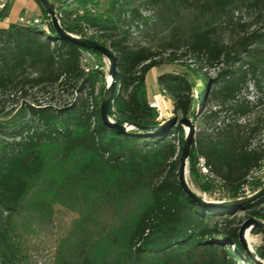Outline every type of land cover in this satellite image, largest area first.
I'll return each instance as SVG.
<instances>
[{
    "label": "trees",
    "instance_id": "1",
    "mask_svg": "<svg viewBox=\"0 0 264 264\" xmlns=\"http://www.w3.org/2000/svg\"><path fill=\"white\" fill-rule=\"evenodd\" d=\"M66 1L51 2L58 10ZM146 1L163 8V20L175 3L191 12L189 19L171 23L158 49L132 47L117 33L118 18L131 0H108L102 12L72 17L76 7L90 5L93 10L99 4L77 0L59 18L64 30L114 53L117 82L108 116L113 122L158 126L162 121L149 104L146 88L152 68L187 58L211 67L235 60V68H222L214 79L185 65L178 73L159 75L157 84L172 100L171 117H187L196 124L187 167L201 191L211 195L220 190L233 200L242 197L244 186L262 188L248 176L264 161V149L252 145L264 122V0ZM40 7L47 31L14 22L0 27V95L20 91L24 96L26 88L57 85L70 98L60 106L33 100L13 114L2 111L0 264H24L20 239L31 227L52 219L55 197L75 206L80 216L59 241L54 264H256L239 242L238 212L264 221L256 208L264 196L236 208L202 207L191 200L177 179L182 126L120 132L104 124L99 113L106 87L102 72L83 70V48L59 40ZM247 12L245 19L238 15ZM8 13L6 5L0 18ZM82 22L96 34L86 36ZM224 29L232 31L230 43L218 37ZM191 76L203 84L196 97ZM250 82L257 91L253 100L245 93ZM219 112L227 115L205 132L203 123L215 124ZM200 158L208 177L199 172Z\"/></svg>",
    "mask_w": 264,
    "mask_h": 264
},
{
    "label": "rangeland",
    "instance_id": "2",
    "mask_svg": "<svg viewBox=\"0 0 264 264\" xmlns=\"http://www.w3.org/2000/svg\"><path fill=\"white\" fill-rule=\"evenodd\" d=\"M11 1L7 4L10 6ZM108 0H99L97 8H93V11L97 10L99 12L104 11L107 8ZM132 11H135L136 18H132ZM162 9H156L155 6L151 5L146 0H131L129 8L126 12L121 14L117 21V33L124 35L126 42L132 47L147 46L152 49H158L159 44L167 38L169 28L172 22L177 23L187 20L191 17V12L186 7L178 4H172L168 12L164 14L165 18H162ZM94 13V12H92ZM250 12L240 13L243 19L249 16ZM237 15V14H235ZM30 18V16H25ZM43 18L45 19L44 15ZM232 33L230 29H224L219 32V39L222 43H230L229 35ZM234 33V32H233ZM235 60H229L227 62H221L214 67L208 66L202 62L190 61L188 58L183 60H177L173 64H163L159 68H152L146 75V88L148 93L149 102L157 103V110L159 112V120L162 122L169 119L172 116V100L170 96L161 91L157 84V77L163 73L175 72L178 73L182 69H185V65H190V67L201 69L207 73L208 77L214 79L222 68L237 66ZM92 70L101 71L103 74L104 84H107L108 75V61L106 58H94V61L90 64ZM194 84L191 88V94L196 97L200 94V88L203 86L198 77L191 76ZM217 87V84H212V88ZM99 86L96 88L98 92ZM27 94L21 96L20 91L9 92L4 95H0V116L3 112L12 111V114L24 103L32 102L33 100L38 101L41 104L48 103L54 106H60L64 101L70 98L69 92H62L57 85H50L45 90L30 89L26 88ZM247 97L251 100L257 95V91L250 82L248 84ZM210 109H214L211 105ZM207 113V112H205ZM224 112H219L217 116L216 123L211 122L203 123V130L205 132H210L213 126H218L226 116ZM242 121V119L240 120ZM196 125V124H195ZM184 133L187 127L182 126ZM197 131V128L195 132ZM194 132V133H195ZM260 144L261 148L264 149V122L260 126L255 140H253L252 145ZM262 171L261 177H253V180L259 181V183L264 186V161L262 166L257 170ZM199 172L202 176H207L201 168ZM262 178V179H261ZM189 179V180H188ZM187 182L189 186L201 196L207 195V193L201 191L197 183L192 179L189 174L187 167ZM261 189V188H260ZM259 190V189H258ZM257 191V190H256ZM250 185L247 186V190L242 191L240 198L248 197L256 192ZM225 200H231L225 197ZM54 213L53 217L47 223L41 224L36 227H31L28 232L23 233L20 239V250L24 256V264H54V255L56 247L59 241L64 238L71 230V222L80 216V211L73 205L69 204L60 197H55L51 201ZM256 208L261 209L264 213V202L256 206ZM238 216L242 219V222L247 218V214L244 211H239ZM252 228L250 231V245L252 248V255L254 258L260 262H264L261 257V253H264V232L254 231ZM255 255V256H254ZM243 264V263H242Z\"/></svg>",
    "mask_w": 264,
    "mask_h": 264
},
{
    "label": "water",
    "instance_id": "3",
    "mask_svg": "<svg viewBox=\"0 0 264 264\" xmlns=\"http://www.w3.org/2000/svg\"><path fill=\"white\" fill-rule=\"evenodd\" d=\"M40 5L44 8V11L49 17L50 23L57 34V38L59 40L68 41L80 46L83 49L96 52L102 55L108 61V74L111 77L110 81H107L104 94L102 96V100L99 107L100 119L107 126L120 131L127 132L129 130L139 129V130H147V131H158L161 128L167 125H174L176 123L181 126H186V132L184 134L183 144L179 155V164L177 171V179L178 184L183 190V192L193 200L197 205L208 208H226V207H241L243 205L253 203L262 196H264V186L257 190L254 194L238 199H231L226 201L224 195H216L215 193L209 195L204 194L205 196H201L199 193L195 192L188 184L185 173L186 166L188 164L187 157L189 154V149L193 144L194 140V132L196 130L195 123L192 122L187 117L178 118V116L170 117L169 119L161 122L158 126H144L129 123L126 121L113 122L108 116V106L112 102V96L115 91V85L117 82L116 76V68H115V56L114 53L110 50L108 46L98 43L97 41L89 38H84L80 36H76L66 30H64L58 18L55 14V6L50 0H37ZM124 124L129 126L128 129H125ZM252 228H260L264 231V221L256 219L252 216L247 217L239 226L237 231V236L240 244L245 250L246 254L256 263V264H264V262H260L252 255V248L249 247L246 239H245V231L246 229Z\"/></svg>",
    "mask_w": 264,
    "mask_h": 264
},
{
    "label": "built area",
    "instance_id": "4",
    "mask_svg": "<svg viewBox=\"0 0 264 264\" xmlns=\"http://www.w3.org/2000/svg\"><path fill=\"white\" fill-rule=\"evenodd\" d=\"M10 0H0V13L5 9L6 5L8 4ZM52 1V0H50ZM76 1L77 0H67L65 3H62V8L61 9H55V14H56V17L59 18L62 17V11L63 9L66 8L67 5H76ZM84 11H93L91 6L90 5H87L85 8H80V7H76V10H75V13L72 15V17H75V15L77 14H82ZM7 17V16H6ZM5 18H0V27H1V24L5 21ZM47 19L43 18V17H30V18H27L23 15H20L16 18L15 22L14 23H17V24H24V25H33V24H36V25H41L42 29L47 31ZM82 24V27H83V30H84V33L86 36H91V35H94L96 34V30L93 28V27H90L88 26L86 23H81ZM94 54L89 51V50H86V49H81V54H80V64H81V67L83 68V70L85 72H88V71H91L92 70V66L90 65L93 61H94ZM150 106L152 107H155L157 108V103L154 102H150L149 103ZM199 167L201 168V170L205 173V174H209L208 172V169L207 167H205L204 165V162H203V159H199ZM262 174V171H257V170H254L251 172V175L248 176V180H251L253 179V177L257 176V178L261 177L260 175ZM211 176V174H210ZM262 179V178H261ZM262 181H264V179H262ZM248 186V185H247ZM247 186H244L242 188V191L244 190H247ZM216 195H222L221 191L220 190H216L214 192ZM242 193V192H241Z\"/></svg>",
    "mask_w": 264,
    "mask_h": 264
},
{
    "label": "crops",
    "instance_id": "5",
    "mask_svg": "<svg viewBox=\"0 0 264 264\" xmlns=\"http://www.w3.org/2000/svg\"><path fill=\"white\" fill-rule=\"evenodd\" d=\"M20 15L30 17H43V11L36 0H14L9 6V13L1 27H6L10 23L15 22Z\"/></svg>",
    "mask_w": 264,
    "mask_h": 264
},
{
    "label": "bare ground",
    "instance_id": "6",
    "mask_svg": "<svg viewBox=\"0 0 264 264\" xmlns=\"http://www.w3.org/2000/svg\"><path fill=\"white\" fill-rule=\"evenodd\" d=\"M107 80L108 81H110L111 80V77H110V75L108 74L107 75ZM124 127H125V129H128L129 128V126L127 125V124H124ZM186 173H185V177H186V180H187V166H186ZM189 180V179H188ZM250 231H251V229H246V231H245V239H246V241H247V243H248V245H249V247L251 248V245H250ZM255 256V255H254Z\"/></svg>",
    "mask_w": 264,
    "mask_h": 264
}]
</instances>
